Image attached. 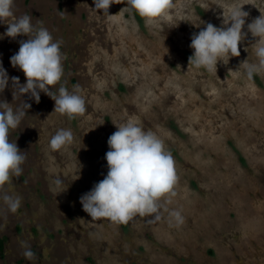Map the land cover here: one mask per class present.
Returning a JSON list of instances; mask_svg holds the SVG:
<instances>
[{
  "label": "rangeland",
  "instance_id": "1",
  "mask_svg": "<svg viewBox=\"0 0 264 264\" xmlns=\"http://www.w3.org/2000/svg\"><path fill=\"white\" fill-rule=\"evenodd\" d=\"M174 2L146 23L121 11L126 4L104 16L93 0H14V17L0 22L9 76L0 99L31 107L9 137L27 159L5 186L22 198L20 208L12 213L0 201V264H264V73L248 80L241 65L256 62L247 24L264 13V0ZM233 4L249 13L240 56L223 57L217 71L189 65L192 34L206 23L223 26ZM25 13L61 42L62 83L79 86L84 115L53 112L43 92L39 103L27 94L13 100L11 77H26L10 57L28 37L4 33ZM128 121L153 131L174 157L177 195L165 207L181 211L183 225L170 226L164 209L159 221L136 216L127 224L83 211L80 197L107 174V140ZM59 129H70L74 142L52 151ZM22 242L35 259L23 256Z\"/></svg>",
  "mask_w": 264,
  "mask_h": 264
},
{
  "label": "clouds",
  "instance_id": "2",
  "mask_svg": "<svg viewBox=\"0 0 264 264\" xmlns=\"http://www.w3.org/2000/svg\"><path fill=\"white\" fill-rule=\"evenodd\" d=\"M94 11L102 10L104 16H110L112 4H126L121 11L138 15L146 23L161 18L175 7L174 0H93ZM14 0H0V22L14 17ZM223 26L217 27L206 23L198 33H193L189 47L193 50L188 57L189 65L207 71H217V65L223 57H239L240 45L250 33L255 42L256 62L243 61L244 74L248 80L264 73V13L247 24V33L243 31L246 18L243 5L233 4L225 16L223 9ZM5 36L15 39L18 36L28 37L19 41L18 52L10 57L13 68L21 70L26 83L21 84L19 77H11L13 100L16 96L27 94L36 103L40 102L43 92L54 101V111L68 119H75L85 114L86 101L79 94L78 85L71 90L62 83L64 77L61 42L54 40L52 34L42 26L32 23V17L25 13L19 18L6 23ZM246 51V48H245ZM60 85L53 91L56 85ZM9 85V76L0 62V93ZM31 105L23 101L20 106H13L0 99V201L8 211L15 213L21 206L19 195H9L5 186L13 178L23 173L22 165L27 153L21 151L15 140H10L11 130L19 128L28 115ZM117 130L108 140L109 150L105 154L107 174L93 188L80 197L83 211L92 220L107 219L115 224H127L134 217H151L149 223L161 219V210L168 211L166 203L177 195L175 186L178 183L176 164L171 152L165 148L163 140L153 131H145L133 121L115 124ZM74 134L70 129H59L51 137L49 147L59 151L71 146ZM62 181L57 180L59 186ZM169 224L179 227L184 224V217L179 210L168 211ZM23 256L28 260L35 259L31 247L22 242Z\"/></svg>",
  "mask_w": 264,
  "mask_h": 264
},
{
  "label": "flooded vegetation",
  "instance_id": "3",
  "mask_svg": "<svg viewBox=\"0 0 264 264\" xmlns=\"http://www.w3.org/2000/svg\"><path fill=\"white\" fill-rule=\"evenodd\" d=\"M8 240H9V238H8Z\"/></svg>",
  "mask_w": 264,
  "mask_h": 264
}]
</instances>
